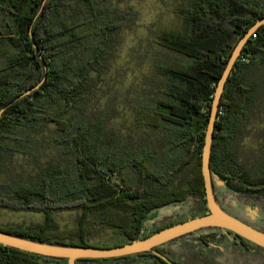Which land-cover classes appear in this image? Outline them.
I'll return each instance as SVG.
<instances>
[{
    "label": "trees",
    "instance_id": "1",
    "mask_svg": "<svg viewBox=\"0 0 264 264\" xmlns=\"http://www.w3.org/2000/svg\"><path fill=\"white\" fill-rule=\"evenodd\" d=\"M123 1L0 0V109L6 106L0 168L15 154L32 156L37 167L0 188V207L43 213L40 223L0 225L1 231L107 247L207 211L200 162L214 89L238 39L264 16V0H186L175 5L169 23L158 25L155 41L172 56L154 62L151 98L135 106L138 126L163 132L166 144L158 150L148 143L131 150L116 140L106 129L108 104L87 113L96 76L113 58L116 34L132 20L119 6ZM263 92L264 24L243 45L219 101L209 166L226 192L264 194V167H246L249 160L239 156L247 119ZM262 155L264 146L252 164H264ZM190 195L199 197L198 208L152 229V212L180 206ZM63 211L78 212L72 225L55 221ZM106 228L114 233L112 243L91 240ZM38 259L67 264L0 244V264Z\"/></svg>",
    "mask_w": 264,
    "mask_h": 264
},
{
    "label": "rangeland",
    "instance_id": "2",
    "mask_svg": "<svg viewBox=\"0 0 264 264\" xmlns=\"http://www.w3.org/2000/svg\"><path fill=\"white\" fill-rule=\"evenodd\" d=\"M186 0H126L119 4L128 11L132 20L128 26L116 34L114 55L108 68L96 76L94 95H92L87 113L93 109H103L106 105L110 108V119L106 124L107 131L114 134L116 140L131 150L138 149L141 143L153 145L158 150L166 144L162 131H150L143 126H138L135 106L148 102L151 98L150 91L157 81L153 72L154 62L163 61L169 55L165 48L155 41L154 31L160 23H169L174 17V7L179 2ZM111 4V3H104ZM103 4V5H104ZM254 105L252 113L247 119L245 135L240 140V160H249V164H242L250 168H261L264 164H252L254 157L258 156L264 146V92ZM160 145V146H159ZM47 154H50L46 151ZM263 159L264 160V155ZM49 156L40 154L42 161ZM251 158V159H249ZM251 161V162H250ZM256 163V161H255ZM32 156L15 154L5 161L0 168V188L11 182L14 177H20L35 170ZM199 197L190 195L186 203L180 206H168L159 211L152 212L154 217L151 226L161 225L183 215L185 212L198 208ZM183 213V214H184ZM78 217L76 211H63L54 214L55 221L61 226L72 225ZM43 219L42 212L18 210L0 207V225L28 226L40 223ZM151 229V228H150ZM114 233L110 228L99 231L92 237V241L112 243ZM151 264L149 256L130 255L122 259H98V261H84L82 264ZM145 259V258H144ZM40 264H66L57 261L38 259Z\"/></svg>",
    "mask_w": 264,
    "mask_h": 264
},
{
    "label": "water",
    "instance_id": "3",
    "mask_svg": "<svg viewBox=\"0 0 264 264\" xmlns=\"http://www.w3.org/2000/svg\"><path fill=\"white\" fill-rule=\"evenodd\" d=\"M262 24H264V16L258 18L238 39L225 63V66L214 89L205 128L200 162L207 212L162 227L143 238L134 239L124 244L115 246H83L44 242L7 233L1 230L0 244L45 257L65 259L67 264H76L75 261L78 258H110L151 252L154 251L156 246L186 233H190L204 227H221L230 230L249 240L250 242L264 248V231L259 230L230 214L218 203L213 191L211 169L209 166L215 122L217 119L219 101L224 90L225 82L228 79L230 71L236 59L238 58L243 45L248 40L250 35ZM43 66L45 70L46 64L43 63ZM28 92L29 90L14 98L9 102V104ZM5 107L6 106L0 109V114ZM220 182L222 183V180H220Z\"/></svg>",
    "mask_w": 264,
    "mask_h": 264
},
{
    "label": "flooded vegetation",
    "instance_id": "4",
    "mask_svg": "<svg viewBox=\"0 0 264 264\" xmlns=\"http://www.w3.org/2000/svg\"><path fill=\"white\" fill-rule=\"evenodd\" d=\"M220 180L212 179V182L221 207L264 231V194L229 193L226 183ZM150 253L151 264H264L263 247L221 227H204L186 233L156 246ZM3 254L6 258L13 256L7 251ZM144 258L143 264L147 257Z\"/></svg>",
    "mask_w": 264,
    "mask_h": 264
}]
</instances>
